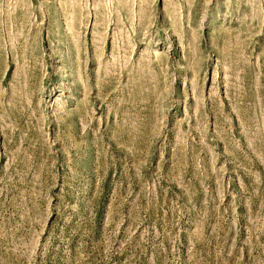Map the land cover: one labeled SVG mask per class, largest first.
Wrapping results in <instances>:
<instances>
[{"label": "rangeland", "instance_id": "rangeland-1", "mask_svg": "<svg viewBox=\"0 0 264 264\" xmlns=\"http://www.w3.org/2000/svg\"><path fill=\"white\" fill-rule=\"evenodd\" d=\"M0 264H264V0H0Z\"/></svg>", "mask_w": 264, "mask_h": 264}]
</instances>
